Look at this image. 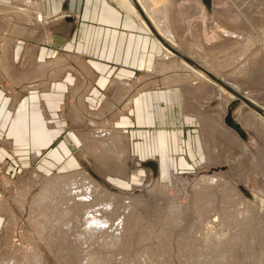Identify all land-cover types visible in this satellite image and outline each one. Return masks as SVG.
Returning a JSON list of instances; mask_svg holds the SVG:
<instances>
[{
    "label": "rangeland",
    "instance_id": "374dc122",
    "mask_svg": "<svg viewBox=\"0 0 264 264\" xmlns=\"http://www.w3.org/2000/svg\"><path fill=\"white\" fill-rule=\"evenodd\" d=\"M66 1L0 0V264H264V118L239 101L241 137L225 123L237 97L163 49L148 73L96 78L68 40L51 42L69 36ZM206 1L205 29L191 38L192 24L171 12L177 49L208 58L220 81L264 108V0ZM37 4L45 29L28 36L24 11L36 18ZM118 86H134L128 99ZM113 129L128 138L126 161L81 140ZM74 173L78 194L50 186ZM82 174L116 198L107 218ZM86 210L104 223L88 236Z\"/></svg>",
    "mask_w": 264,
    "mask_h": 264
},
{
    "label": "crops",
    "instance_id": "0c3cea01",
    "mask_svg": "<svg viewBox=\"0 0 264 264\" xmlns=\"http://www.w3.org/2000/svg\"><path fill=\"white\" fill-rule=\"evenodd\" d=\"M170 2L171 5L169 3L167 6V8H169H166V10H169V21L176 41H178V32L176 28L173 29L172 25L173 16H171V12L173 10L183 14V22L188 23L189 25L192 24L191 35L189 34L190 38L195 34L193 30L195 27L198 29L201 28V23L202 29H205L204 17L208 10L206 5L209 4V6H211V3H208L206 0H170ZM217 2L218 1L214 0V5H216ZM195 4L197 7L199 5V7L201 6L205 9V14L203 13L204 10L202 11V14H198V10L194 8ZM69 6L72 16L69 26L70 32L68 37L63 36L59 47L65 43V40H68L71 55H75V59L81 56V58L83 57L82 59H85L88 62L92 61V75L97 76L96 78L101 77L100 80H102L104 77L117 78L132 75L139 76L144 73H148L146 71L152 69L154 70V64L162 52L161 49H163L165 45L148 27L142 25L137 16H135L131 11L125 9L116 0H71V4ZM69 6L67 1L64 2L65 11H67V7ZM42 9V6L37 4L36 11H42ZM190 13H195V15ZM32 15L37 16L36 12ZM40 21H42V18ZM217 25L219 28L220 23ZM41 26L43 27V25ZM43 29L44 28L37 32H41V34H35L42 35ZM197 32L200 33L199 31ZM25 33L27 34L28 31ZM27 35L30 36L29 33ZM53 40H55V38L52 36L51 42L54 45ZM250 40V37H248L247 42H250ZM239 47L238 49H234V54L232 53L233 55H227L228 60L233 58L236 59L238 55L243 53V49ZM76 49H80V51H74ZM18 52L19 48L16 53L18 54ZM26 60L30 62L35 60L34 55L29 53V51L27 53ZM88 62L86 63V68H84L85 70H91ZM34 64L36 65V63ZM41 65L43 64H37L35 67L38 73H44V65L42 68L40 67ZM63 74L62 77L64 76ZM62 80L63 79L59 78L53 82L56 83L57 81H60L59 84H62ZM113 83H115L114 80ZM120 86L116 88L117 90L115 89L117 93ZM73 91L74 89L72 87L70 90V99L73 97ZM5 107L6 105H4V109ZM74 114L77 117L76 112H74ZM114 132L115 135H121V133L117 130H114Z\"/></svg>",
    "mask_w": 264,
    "mask_h": 264
},
{
    "label": "bare ground",
    "instance_id": "6f19581e",
    "mask_svg": "<svg viewBox=\"0 0 264 264\" xmlns=\"http://www.w3.org/2000/svg\"><path fill=\"white\" fill-rule=\"evenodd\" d=\"M116 1L119 2L121 4V6H123L125 9L131 11L135 16H137V18L139 19V21H140V23L142 25H144L145 27H148L151 31H152V29H151V27H152L153 30L156 32V35L158 37L160 35L161 38L160 37L159 38H160L161 42L165 45V46L163 45L164 46L163 49H164V52H165L164 54L166 56H169L170 57V56H173V55H177L174 51H172L169 47L166 46L168 44V46H170L171 48L177 50L183 56L189 58L191 61H193L194 63L198 64L203 69L211 72L212 75H214V76L217 75L216 72H215L216 70L214 69V66L211 65L212 64V61L210 63V61H208V58H206L205 56L202 58L201 56L196 55L195 54L196 52L195 53L194 52H190L191 57H189V56L186 55V53L184 54L183 50H181L182 51L181 52L180 49H177L178 46L175 44L176 43V38L173 35V31L171 29V25H170V21H169V10H166V8L169 5V3L171 5L170 0H132V1H130V0H116ZM15 2H16L17 5H19V7H23V4H19L18 1H15ZM29 8H27L28 11L27 10H25V11L30 12V9ZM194 8L196 10H198L197 11L198 14L199 13L202 14V11L203 10H204L203 13L205 14V9H203L201 6L199 7V5H198V7H197V5L195 4V7ZM25 11H24L25 17L24 16L23 17L27 19V28L26 29H27L29 35L30 36H33V35L41 34V32H39V33H37V32L43 28L41 26V22H40V19L42 18V16H41L42 15V13H41L42 11H40V10H37L36 11V14H37L36 18H32L31 17V14H27V12H25ZM60 17H62V16H59L56 19H59ZM217 24H219V22L218 23H214V28H218V25ZM35 33H37V34H35ZM44 34H46V33H44ZM163 39L165 41H167V42H165ZM54 45L57 46V47H59L60 46V43H54ZM243 52H244V50H243ZM183 62L187 66V68L190 69L193 72V75L194 76H199L201 78L211 80L205 73H203L202 71H199L200 69L198 70V68L195 67L194 65H192V64H190L188 62H185V61H183ZM213 63H215V62H213ZM40 67L42 68L43 65H41ZM46 67H48V66H46ZM163 68H165V67H163ZM210 68L213 69V70L211 71ZM216 77H217L218 80L220 79L218 76H216ZM167 81H168V78L166 80H162V83H167ZM224 82L227 85H229L232 89L238 91V93L240 92L241 94H243L241 92L238 84H235V83H233L232 81H229V80H225ZM130 87H134V86H130ZM130 87L129 86H127V87H121L122 90L119 89V92H120L119 93V95H120L119 96V99H124V98H126L130 94V91L132 89ZM27 89H29V88H27ZM243 95L245 96V94H243ZM128 97H127V99H128ZM131 101H132V99H129L128 100V103L125 104V107L127 105H130ZM250 101L253 102L254 104L258 105L253 100H250ZM111 108H112V106H111ZM262 109H264V108H262ZM202 120H203V118H202ZM243 123L245 125L246 124H249V120H244ZM250 124H252V123H250ZM113 132H114V129H113ZM83 138H84V140L85 139L88 140V141L91 140V141H89L91 143L90 144V147L91 148H93L95 146H97L98 148H100L101 146H103L105 149H107L106 152L110 153L113 156H118V154H120V157H122V159H120V160H123V158H124L123 156H125L124 160L126 161V159L129 156L128 153H127L128 151H126V148L127 147H123L122 146V143L123 142H127V139L128 138H126V136H123V135H119L118 136V135H115V134H113V135H110V134L109 135H104L103 134L102 136H99V133H97V132L96 133L90 132L85 137H82L81 140ZM68 140L70 141L69 138H68ZM148 164L150 166L156 168V163L154 161H151ZM78 175H79V173H74V174H70L68 176L56 178L55 180H53L51 182L50 186L52 188H55L56 190H59V191H62L63 189L65 190L64 187L67 186V185L69 187H71V189H72L73 186H76L74 188H77V194H78L79 189H78V186L75 183L76 182L75 179H76V177ZM82 175H85V174H82ZM95 176L96 177H94L93 175L89 174V178H87L86 175H85L84 181L86 182L85 184L88 187L91 188L92 192H96L99 195V198L97 200L100 203H101V200L102 199L105 200V204L103 203L104 204L103 205V209H104L103 213H104L105 218H107V213L110 210L111 206L115 204L116 198L114 196H112L111 194L107 193V192L99 191L98 190L99 189V184L98 183L102 181V178L99 175H96V174H95ZM71 182H73V183H71ZM46 188H48L49 190L51 189L49 187H46ZM83 221H84L83 224L82 223H79L80 222L79 221L78 222L79 223L78 225L80 227V232L84 228L85 229V232L87 233V236H88V233H90L91 235H93L98 230L97 229L98 226L104 224L103 221H102V219H100L98 216H96L94 214V211L93 210H86L85 211ZM76 222H75V224H76ZM72 227H74V226H72ZM79 227H78L77 230H79ZM76 228H75V230H76ZM91 235L89 237H91ZM75 237H77V236H75ZM81 238H82V236H81ZM75 242H76V240H75Z\"/></svg>",
    "mask_w": 264,
    "mask_h": 264
},
{
    "label": "water",
    "instance_id": "95a60500",
    "mask_svg": "<svg viewBox=\"0 0 264 264\" xmlns=\"http://www.w3.org/2000/svg\"><path fill=\"white\" fill-rule=\"evenodd\" d=\"M209 3V1H207ZM150 26V25H149ZM151 27V26H150ZM153 33L156 35V32L153 30V28L151 27ZM157 36V35H156ZM158 37V36H157ZM159 38V37H158ZM160 39V38H159ZM167 47H169L172 51H174L179 57H181L184 61L194 65L195 67H197L198 69H200L201 71H203L204 73H206L207 75H209V77H211L213 80H215L217 83H219V85H221L222 87H224L227 91H229L230 93H232L233 95H235L237 97L236 101H233L227 111V115L225 117V123L230 126L231 128H233L241 137L246 138L247 137V133L245 132V130L241 127V125L239 123H237L232 115V109L239 103V101H244L249 107H251L253 110H255L258 114H260L263 118H264V109H262L261 107H259L258 105L254 104L253 102H251L249 99H247L243 94L238 93L236 90L232 89L229 85L223 83L222 81L218 80L215 76H213L209 71L203 69L201 66H199L198 64L194 63L193 61H191L189 58L183 56L180 52H178L177 50L171 48L170 46H168V44L166 45Z\"/></svg>",
    "mask_w": 264,
    "mask_h": 264
}]
</instances>
